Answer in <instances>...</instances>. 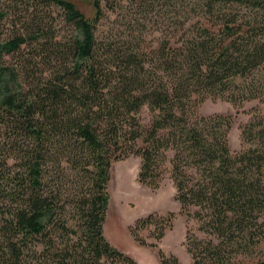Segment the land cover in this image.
I'll return each instance as SVG.
<instances>
[{
    "label": "trees",
    "instance_id": "trees-1",
    "mask_svg": "<svg viewBox=\"0 0 264 264\" xmlns=\"http://www.w3.org/2000/svg\"><path fill=\"white\" fill-rule=\"evenodd\" d=\"M25 1L61 7L77 36L36 75L6 60L24 38H0V264H136L102 233L110 165L129 156L138 183L170 179L177 214L195 224L190 264H264V116L249 108L232 151L231 116L197 112L206 97L263 101L264 0H92L90 18L66 0ZM122 3L163 11L154 45L96 41L103 10ZM174 215L137 218L128 235L155 248L138 232L159 241Z\"/></svg>",
    "mask_w": 264,
    "mask_h": 264
},
{
    "label": "rangeland",
    "instance_id": "rangeland-1",
    "mask_svg": "<svg viewBox=\"0 0 264 264\" xmlns=\"http://www.w3.org/2000/svg\"><path fill=\"white\" fill-rule=\"evenodd\" d=\"M66 1L72 3L85 18L92 17V0ZM26 5L25 0H0V11L3 12L0 38H11L16 34L24 38L19 50L6 60L26 65L36 75L39 70L68 59L67 51L77 36V31L67 20L61 7L51 5L43 10H32L26 8ZM121 6L114 13L103 10L102 18L94 25L96 41L119 44L133 38H142L146 43L154 45L161 34L163 11L139 14L135 10L126 9V3ZM255 105L264 116V99L260 103L252 100L236 107L223 98L206 97L198 104L197 112L202 115L231 116L227 141L230 150L235 151L239 148L238 127L247 120L246 112L249 108ZM140 117L142 122L146 121L145 110L140 112ZM138 163L137 157L129 156L110 165L106 185L108 204L102 225L103 237L110 246L133 259L136 264H159L157 250L165 257H174L178 264H190L184 248V234L186 229L194 230V222L177 214L178 205L173 199L174 190L167 176L153 190L137 182ZM167 212L175 215L170 230L165 231L159 241L149 237L152 227L138 232L144 243L154 244L155 248L138 247L131 240L127 227L137 218L149 213L165 215ZM261 249L264 255V246Z\"/></svg>",
    "mask_w": 264,
    "mask_h": 264
}]
</instances>
